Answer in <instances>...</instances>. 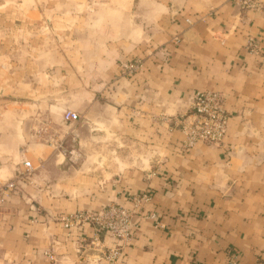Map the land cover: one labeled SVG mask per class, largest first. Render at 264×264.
Masks as SVG:
<instances>
[{
    "label": "crops",
    "instance_id": "crops-1",
    "mask_svg": "<svg viewBox=\"0 0 264 264\" xmlns=\"http://www.w3.org/2000/svg\"><path fill=\"white\" fill-rule=\"evenodd\" d=\"M256 1L0 0V180L17 184L0 207V264H106L81 249L92 228L60 218L145 193L122 264H264ZM197 91L222 94L229 119L220 145L188 150L175 121ZM25 160L36 170L22 176Z\"/></svg>",
    "mask_w": 264,
    "mask_h": 264
},
{
    "label": "built area",
    "instance_id": "built-area-1",
    "mask_svg": "<svg viewBox=\"0 0 264 264\" xmlns=\"http://www.w3.org/2000/svg\"><path fill=\"white\" fill-rule=\"evenodd\" d=\"M242 8H255L256 0H235ZM247 49L254 54H260V47L253 37L247 41ZM142 63L139 61L125 63L123 73L132 75L140 70ZM63 119L67 122H78L81 116L72 110L63 113ZM228 115L224 109V96L213 91H197L188 113L180 116L175 124L184 134L183 146L191 150L198 143L208 145H220L225 137ZM24 172L22 176L29 175L36 167L28 160L23 162ZM17 191L15 180H0V207L6 199ZM149 199L148 194L133 197V208H127L118 204H110L96 211H76L63 215L60 222L67 230L73 228L91 227L90 239H82L83 251H95L99 261L106 264H122L124 249L131 243L134 237L136 216L141 202ZM155 218V216H151ZM109 237L115 241L112 247L105 245L104 239Z\"/></svg>",
    "mask_w": 264,
    "mask_h": 264
}]
</instances>
